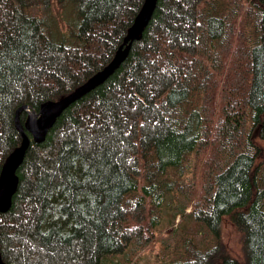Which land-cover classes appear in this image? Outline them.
<instances>
[{
    "label": "trees",
    "instance_id": "16d2710c",
    "mask_svg": "<svg viewBox=\"0 0 264 264\" xmlns=\"http://www.w3.org/2000/svg\"><path fill=\"white\" fill-rule=\"evenodd\" d=\"M144 2L0 0V173L23 139L17 110L39 113L108 65ZM18 175L0 214L7 264H127L165 223L162 264H264V0H159L121 67Z\"/></svg>",
    "mask_w": 264,
    "mask_h": 264
},
{
    "label": "water",
    "instance_id": "95a60500",
    "mask_svg": "<svg viewBox=\"0 0 264 264\" xmlns=\"http://www.w3.org/2000/svg\"><path fill=\"white\" fill-rule=\"evenodd\" d=\"M159 0H145L143 7L129 28L123 44L116 52L111 62L102 70L91 76L84 84L60 100H49L42 104L39 113L24 105L16 112V125L23 139L21 144L7 157L0 173V214L8 212L13 204L20 178L18 170L22 166L26 154L33 142L43 143L49 131L53 128L58 118L73 103L80 100L88 93L104 84L127 59L133 43L140 40L151 22L157 9ZM26 111L27 118L22 123L20 114ZM0 264L4 262L0 252Z\"/></svg>",
    "mask_w": 264,
    "mask_h": 264
},
{
    "label": "rangeland",
    "instance_id": "374dc122",
    "mask_svg": "<svg viewBox=\"0 0 264 264\" xmlns=\"http://www.w3.org/2000/svg\"><path fill=\"white\" fill-rule=\"evenodd\" d=\"M27 118V116H26ZM179 218L176 220V225ZM176 227V226H174ZM172 226L168 223H165L164 229H154L155 235L149 241V243L136 252V254H131L130 259L132 262L127 264H162L165 255V250L169 243H173L174 236L172 237L170 231ZM223 236L227 242L228 248L232 251L234 255L239 257L241 260L242 256L240 253V234L236 227L229 222L228 220H224V227H223ZM136 249H132L134 252ZM131 252V253H133ZM119 259H116L117 262ZM164 263V262H163ZM110 264H117L115 262H110Z\"/></svg>",
    "mask_w": 264,
    "mask_h": 264
},
{
    "label": "bare ground",
    "instance_id": "6f19581e",
    "mask_svg": "<svg viewBox=\"0 0 264 264\" xmlns=\"http://www.w3.org/2000/svg\"><path fill=\"white\" fill-rule=\"evenodd\" d=\"M67 96V95H66ZM65 97V96H64ZM63 98V97H62ZM60 100V99H59Z\"/></svg>",
    "mask_w": 264,
    "mask_h": 264
}]
</instances>
